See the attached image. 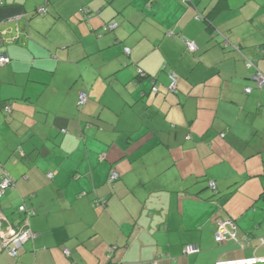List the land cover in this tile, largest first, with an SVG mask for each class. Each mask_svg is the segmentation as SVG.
Segmentation results:
<instances>
[{
	"label": "crops",
	"instance_id": "obj_1",
	"mask_svg": "<svg viewBox=\"0 0 264 264\" xmlns=\"http://www.w3.org/2000/svg\"><path fill=\"white\" fill-rule=\"evenodd\" d=\"M1 1L0 264H264V0Z\"/></svg>",
	"mask_w": 264,
	"mask_h": 264
},
{
	"label": "built area",
	"instance_id": "obj_2",
	"mask_svg": "<svg viewBox=\"0 0 264 264\" xmlns=\"http://www.w3.org/2000/svg\"><path fill=\"white\" fill-rule=\"evenodd\" d=\"M2 4V1L0 0V5ZM47 12V9L45 7H41L36 11V15H44ZM85 13H89L86 11ZM20 18L10 19L7 22H4L0 25V47L5 44L15 43L19 41L24 33H26L27 27L26 25L20 26L19 24ZM6 26H9V28H5ZM119 26L118 23L110 24L106 26V31H114ZM187 48L190 52L194 53L198 51V46L193 41H185ZM10 58L6 53H0V69L7 64L10 63ZM249 69H255V65L253 63H249L248 65ZM143 76V74H140ZM170 79V86L169 89L172 92H175L177 89V82L178 77L175 73L169 74ZM254 80L257 83V87L259 89L264 88V76L257 73L254 75ZM154 92H158V88H153ZM248 94L252 92V89H247L246 91ZM88 102V95L86 92L82 91L79 95V103L81 107H84ZM5 111L11 113L12 106L6 105ZM224 137V135H223ZM54 174H50L49 178H53ZM119 179V174L116 171H113L110 176V183L114 184ZM14 182L9 178H4L0 182V198L5 191V189L12 187ZM210 188L212 190H216L217 186L215 182L210 183ZM20 212L25 214L23 222L18 227H11L8 231L2 232L0 228V239L2 243V247L8 251V253L13 256L17 257L19 250L24 246V244L32 239H35L37 235L33 232V230L30 227L29 220L30 218L35 214L31 210H27L26 207H21ZM1 216V215H0ZM1 220V217H0ZM233 226L235 227V223L232 221H227L225 223H219V230L216 235V241L218 243H222L224 240V232L226 231L227 226ZM236 228V227H235ZM201 252V248L198 245H186L183 248V253L186 256H194ZM65 254L67 256H70V251L66 250ZM260 261V259L257 258H250V259H239V260H219L216 262V264H257ZM264 261V260H263ZM150 264H158V261H154Z\"/></svg>",
	"mask_w": 264,
	"mask_h": 264
},
{
	"label": "trees",
	"instance_id": "obj_3",
	"mask_svg": "<svg viewBox=\"0 0 264 264\" xmlns=\"http://www.w3.org/2000/svg\"><path fill=\"white\" fill-rule=\"evenodd\" d=\"M141 76V75H140ZM211 183V182H210ZM209 183V185H210ZM210 187V186H209ZM217 189V188H216ZM216 191V190H215ZM261 200H264V192L261 194ZM195 256V255H194Z\"/></svg>",
	"mask_w": 264,
	"mask_h": 264
},
{
	"label": "rangeland",
	"instance_id": "obj_4",
	"mask_svg": "<svg viewBox=\"0 0 264 264\" xmlns=\"http://www.w3.org/2000/svg\"><path fill=\"white\" fill-rule=\"evenodd\" d=\"M83 15H84V14H83ZM83 15H82V16H83Z\"/></svg>",
	"mask_w": 264,
	"mask_h": 264
}]
</instances>
